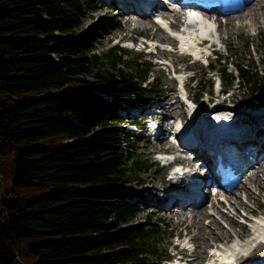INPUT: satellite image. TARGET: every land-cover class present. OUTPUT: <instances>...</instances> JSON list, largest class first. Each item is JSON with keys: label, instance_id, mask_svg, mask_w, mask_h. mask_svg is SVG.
Segmentation results:
<instances>
[{"label": "trees", "instance_id": "1", "mask_svg": "<svg viewBox=\"0 0 264 264\" xmlns=\"http://www.w3.org/2000/svg\"><path fill=\"white\" fill-rule=\"evenodd\" d=\"M97 7L98 0H0V89L10 96L0 103V264L169 257L159 247L167 228L133 222L140 192L131 187L144 186L141 172L153 165L125 125L130 108L154 100L159 79L148 82L150 61L124 60L117 43L97 51L106 17L85 21ZM257 46L261 66L250 52H215L224 59L220 93L242 89L241 105L264 104V35Z\"/></svg>", "mask_w": 264, "mask_h": 264}, {"label": "rangeland", "instance_id": "2", "mask_svg": "<svg viewBox=\"0 0 264 264\" xmlns=\"http://www.w3.org/2000/svg\"><path fill=\"white\" fill-rule=\"evenodd\" d=\"M116 1L119 3L118 0ZM167 5L168 7L166 6L164 9L169 11V13L171 10L180 8L177 4L173 3ZM113 6L114 2L108 3L106 0H98V7L90 11V15L85 18V21L90 23L97 16L103 17L100 15H104L106 17L104 18L106 21L104 24L105 27L102 30L101 37L96 45L97 51L103 53L107 48L117 43L127 52L126 54H122L124 60H128L130 57L132 58L134 55L139 54L142 57V60L150 61L151 67L148 82L153 81L155 78L159 79V85L153 86V88H158V94L155 95L154 100H151V104H153L151 108L155 113L163 110L160 114H157V117L161 119L164 128H172L179 121L187 122L192 120L190 108H188L183 102V93L180 86L185 87L183 88L186 90V94L190 99L192 97L196 98L200 96L202 88L199 89L195 86L196 82L192 81L194 75L199 76L198 78L201 76L204 77L205 80H203V83L206 85L205 91L203 94L201 93L199 100L197 99L198 101L195 102L197 104L195 107L196 112L194 111L195 115H197L195 121H199V118L202 116L207 119V117L203 115L205 110L209 111L216 108V111L211 115H208L209 120L212 122L216 116L225 115L222 108H228L232 111L234 110V107H236L237 114L235 113V115L243 116L246 118V122L250 120L258 124L263 123L264 119L263 121L261 120L260 114L258 115L257 111L247 112L241 110L243 108L239 103L242 104L240 101V98L242 97V89L229 93L226 99H230V101L224 99V96L220 93V86L217 84L220 80L218 68L221 67V63L224 59L217 60L216 54H211L213 49H217L218 52L224 55L236 53L238 54L237 58L240 55L243 56V58L245 56L247 58L248 52H250V57L254 58L255 62L261 66L262 60L260 58L262 54L261 49L258 48L257 44L260 41L261 34L264 35L263 17H260L259 21L249 22L248 19L250 16H247L249 8H247L243 13L232 16L234 17L231 18L232 24H226L228 13H215V15L221 17V20L217 19V21L213 22L203 11L198 9H186V12H192V14L198 17V20H195L192 23L194 24L192 25V28L194 29L195 38L197 40L194 45L197 46L198 50L202 51L203 55L201 57H194L193 55L178 50L176 48V44L178 43L177 40H169V38L174 36L171 33L176 32L178 34L181 31H184V28L188 26L191 28V25H188L187 23L190 20V17L186 16L183 8V19L177 26L171 25L175 20V17L173 18L170 16L166 19V22L170 25L171 33H169L155 24L151 17L147 18L135 12H127L125 15L122 11L126 8L115 9ZM128 17H131V19L128 20ZM204 21L210 23L206 24ZM215 23L216 26L214 25L213 28V24ZM209 24V31L202 29L208 27L207 25ZM178 26L180 27L178 28ZM198 30L200 32L205 31L209 33V36L211 37V40H214V43L210 44L212 41L199 43L198 40L200 37L198 35ZM141 35H145L148 40H153V44L163 43L164 48L153 46L152 49L154 50L149 54L147 52L148 48H143V45L146 44L143 42ZM131 39L134 41L132 42ZM248 41H251V46L247 45ZM155 50L156 53L154 52ZM158 50L165 51V53H158ZM122 52H124V50H122ZM205 55L206 58L207 55H210L208 59L215 66L214 69L207 66L208 59H205ZM228 67L234 70L235 65L234 63H228ZM210 81H212V84H209ZM9 97L10 96L5 91L0 89V103L10 102ZM181 100L183 101L181 102ZM231 100H234L235 102ZM223 105L227 106L221 107ZM145 106H148L147 103H136L135 106L130 108V113L128 114L129 119L128 121L126 120L127 123L125 125L131 133H134L133 131L135 128L133 124L136 119L143 123L144 119L140 118L141 113L139 108L142 107L141 110H143ZM170 106H173L175 110H168ZM262 111H264V109H262ZM176 114L177 117L175 119L174 117ZM149 116L150 113L146 115L148 118ZM160 119L154 118L158 123H160ZM136 134L137 135L131 141V145L137 153L145 158H150L149 162L152 163L153 168L141 172L142 176H146L147 179L144 186L140 187L137 185L131 187L140 192V194L136 195L139 199V211L133 222L148 221L150 222L148 225L167 228L165 229L159 247L165 249L169 257L175 252L177 241H181L182 238L186 237L185 242L194 248V251L192 252L195 257L192 261L193 263L229 264L227 261L234 259L233 253L237 251L240 252V248H242L234 246L233 242H238L240 244V242L243 243L246 241V245L248 246H244L246 247L244 248L246 250L244 251V255H247L250 250L254 249L250 254L242 258L243 263L241 264H264V242H260V239H264V162L258 168L252 167L246 172L244 183H242V186L238 187L234 193L227 194V196H230L228 200L223 193L218 195L211 194L206 198L202 206L207 211H205L206 213L204 214H200L198 221L197 216H199V214L196 217L193 216L192 210L188 211L187 208H179L173 204V206L170 207L171 209L160 208V202H156L158 201L157 197L163 199L164 193L166 194L165 189L175 185L173 184L175 179L173 177L172 165L158 162V158L154 152L158 150L161 151L162 149L169 151L172 147L173 149H176L174 147L175 144L166 139V135H161L157 140L155 139L152 141L151 138L147 136L146 130H138ZM180 153L186 154L185 152ZM132 154H134V152H132ZM182 154L176 153L175 155L178 157L179 161L184 163L180 156ZM195 162L198 163L193 159L190 163L193 164ZM205 192L206 194L208 193L207 191ZM218 199H222L224 205L222 206L221 211L216 213L212 207V203L216 202ZM239 202H241V205H239ZM234 204H237V214H235L236 211L234 209ZM222 210L227 212L229 217L233 216L234 222H231L228 216L221 215ZM185 211H188V213H183ZM146 213L150 215V218H145ZM245 214H247L246 220L248 223L243 222ZM213 217L219 221L220 226L216 225V228L218 227L217 229H215V225H211L212 229H209L210 224L213 223ZM165 225H168V227H165ZM198 225L205 226L204 229L206 230L203 229L202 231L198 228ZM177 234H179L178 238L181 239L177 240ZM192 234H194L193 239L191 237ZM203 240H207L208 242H204ZM233 246L237 251L234 250ZM237 247H239V249ZM177 248L179 249V246ZM212 248L216 253L221 250L227 252V256L229 257H227V259L221 257L216 261L215 259L220 255H216L215 258L212 257L210 253ZM240 253L242 254V252ZM232 254L233 257H231ZM161 264L165 263L163 262Z\"/></svg>", "mask_w": 264, "mask_h": 264}, {"label": "bare ground", "instance_id": "3", "mask_svg": "<svg viewBox=\"0 0 264 264\" xmlns=\"http://www.w3.org/2000/svg\"><path fill=\"white\" fill-rule=\"evenodd\" d=\"M119 1V4H120V6L121 7H119V8H126V9H124V11H122V13L123 14H127V12H135L136 13V5L139 3V5H142V3H140L141 1H143V0H118ZM164 3V2H163ZM164 7H166V5H163L162 3H156L155 4V6L153 7L154 8V11H158V15H161L162 17H164V18H169L170 16L171 17H175L174 19V21L171 23V25H175V26H177L178 24H179V22H181L182 21V19H183V17H182V15H183V13H182V8L183 7H180L179 9H175V10H171L170 11V13H169V11H166L165 9H164ZM247 8H249V13H248V15L247 16H250L249 17V19H248V21L249 22H256V21H259L260 20V17H263L264 18V0H249L246 4H245V8L242 10V11H238V12H236V13H228L227 14V17H226V19H227V23L226 24H232V19L231 18H234V17H232V16H234V15H239V14H241V13H243L244 11H246V9ZM204 13H205V15L207 16V17H212V19H213V22H215V21H217V19H220L221 17L219 16V15H213V12H210V11H207V10H204L203 11ZM144 16H147V15H144ZM188 16H190L191 18H193V15L192 14H189ZM215 16V17H214ZM161 17V18H162ZM129 19H131V17H128V20ZM221 20V19H220ZM126 21V20H125ZM162 21L164 22V23H167L166 21H164L163 20V18H162ZM202 22V21H201ZM205 22V21H204ZM206 24H208V23H210V22H205ZM188 25H191V28L188 26V27H186V28H184V31H181L180 33H178L179 34V37L181 38V39H185L186 41H189V42H192V43H195L196 44V38H195V32H194V29L192 28V25H194V24H188ZM215 26H216V23L214 24ZM169 26V25H168ZM203 26H205V25H203ZM208 27H204V28H202V29H204V30H206V31H209V28H210V24L209 25H207ZM180 26H178V28H179ZM203 35H201L200 36V38L202 37ZM169 40L170 41H174V40H176V37H172V38H169ZM204 41H205V38L203 39ZM196 51H198V50H196ZM158 53H165V51H160V50H158ZM189 99V98H188ZM190 100V99H189ZM181 102H182V100H181ZM191 103H192V108L194 107V105H195V103H193L192 101H190ZM177 103V102H176ZM168 110H170V111H174L175 110V108L173 107V106H170L169 108H168ZM242 111L244 110V111H247V112H250V111H255L256 112V108H243V109H241ZM214 111H216V108H213V109H211V110H209V111H207V110H205L204 111V113H203V115L204 116H206L207 117V121L206 120H204L205 118L202 116L201 118H199V121L197 120V121H195L196 120V116L197 115H195V112H196V110H195V112L192 114L191 112H190V115H191V118H192V120H194L195 121V124H194V126H193V128H192V136H193V138L195 139V143L191 146V148L190 149H192V150H194V151H196V152H199L201 149H204V148H207V144H206V141L204 140V139H202L200 136H199V134H198V129L197 128H199V127H202V128H204V129H211V121L209 120V118H208V115H211ZM157 114L158 113H156V114H153V116L154 117H157ZM237 114V113H236ZM258 115H259V112L257 113ZM176 117H177V114L175 115V119H176ZM157 118H159V117H157ZM224 119H230L231 120V125L234 127V128H236V129H238V130H244V134H243V137L244 138H247V139H249V137H250V140H251V142L249 141V143L251 144V143H254V144H257V149H256V151L258 152V153H262V152H264V135L261 133L262 132V130L264 129V125H263V123L262 124H258V123H255L254 121H247L246 122V118H244L243 116H241V115H236L235 116V118L233 119V118H230V117H228V116H218V117H216L215 119H213V121H212V123L213 124H215V126H214V128H220V127H224V125H222V124H217L218 122H224ZM160 121H161V119H160ZM161 123H162V121H161ZM164 124L162 123V127H164L163 126ZM225 129V128H224ZM187 133H183V136H184V138L185 139H187L190 135H191V131L188 129L187 131H186ZM208 140L210 141V142H212L211 141V139H210V137L208 138ZM217 148L218 147H214V151H216L217 150ZM181 156V159L184 161V163L186 164V166H187V168L188 169H197V170H199V169H201V165L200 164H198V163H190V162H192L193 161V159H191L190 157H186V156H182V155H180ZM186 168V169H187ZM177 175H179L178 174V172H177V170L174 172V176H177ZM208 176H207V174L204 176V179H206ZM191 179L192 180H196L197 181V178L195 177V176H191ZM178 185L179 186H183V181H179L178 182ZM173 190H176L179 194H181V195H185V196H193L194 195V193L191 191V190H189V189H177V188H175V189H173ZM200 190H204L202 187H198V189H197V191L196 192H200ZM220 193H223L224 195H225V197L227 198V200L230 198V196H227V193H225V192H222V190H220L218 193H216V195H218V194H220ZM232 193H234V191L233 192H231V194ZM210 195L209 194H204V195H202V196H200V197H198L197 199H196V201L194 202V208L192 209V214H193V216H197L198 214H199V216H197V219L200 217V214H204V213H206L205 211H207L202 205H203V202L205 201V199L206 198H208ZM232 197V196H231ZM236 197H237V195H236ZM178 196H176L173 192H166V194L164 193V196H163V199L161 198V197H157V199H158V201H156V202H160V208H168V209H171L170 207L171 206H176L177 205V203H178ZM238 198V197H237ZM241 200V199H240ZM163 201V202H162ZM185 202H186V204H184V205H181V206H184L185 207V209L186 208H188L189 206H190V203H187V201L186 200H184ZM164 204H165V206H164ZM173 204V205H172ZM224 205V202L222 201V199H218L216 202H213L212 203V207H213V209L216 211V213H219L220 211H221V208H222V206ZM232 205V204H231ZM239 205H241V202H239ZM234 209H235V211H236V213L235 214H237V211H238V209H237V204H234ZM191 212V211H190ZM189 212V213H190ZM183 213H188V211H185V212H183ZM221 215H223V216H228V214H227V212H224L223 210H222V212H221ZM229 217V216H228ZM231 217V218H230ZM229 217V219L231 220V222L233 221V216H230ZM213 219V223L212 224H210V226H209V229H212V226L211 225H215V229H217L216 228V225H218V226H220V224H219V221L215 218V217H213L212 218ZM195 220V219H194ZM202 220V219H201ZM262 220V219H261ZM198 221H199V219H198ZM234 222V221H233ZM201 223V222H200ZM198 228L199 229H201L202 231H203V229L205 228V226H203V225H198ZM204 230H206V229H204ZM200 231V230H199ZM192 239L194 238V234H192ZM202 238V237H201ZM204 242H208L207 240L205 241V240H203ZM236 241V240H235ZM250 243V242H249ZM206 244V243H205ZM247 244V242L245 241V242H243V243H241L240 242V244L237 242V243H235V242H233V245L234 246H239V247H242V248H240L241 250H240V252H242V254L239 252V251H237L236 250V248L233 246V248H234V250H236L237 252H235V253H233L232 252V250H231V252L234 254V256H236V262L234 263V264H241V263H243V257L244 256H247L248 254H250L251 253V251L254 249H252V250H250V252H248V254L247 255H244V251H246L244 248H246V247H244V246H248V245H246ZM250 246V245H249ZM228 247H229V245H228ZM239 247H237L238 249H239ZM226 249V248H225ZM226 250H228V249H226ZM219 251V250H218ZM218 253V254H217ZM217 253H215V254H211L212 255V257H216V255H220V256H217V258L215 259L216 261H218L221 257H223L224 259H227V257H229V256H227V252H225V251H223V250H221L220 252H217ZM233 254H232V256L231 257H233ZM210 255V254H209ZM210 255V256H211ZM207 264H211V263H207Z\"/></svg>", "mask_w": 264, "mask_h": 264}]
</instances>
